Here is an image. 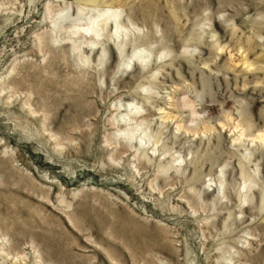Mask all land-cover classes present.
Wrapping results in <instances>:
<instances>
[{
  "label": "rangeland",
  "instance_id": "rangeland-1",
  "mask_svg": "<svg viewBox=\"0 0 264 264\" xmlns=\"http://www.w3.org/2000/svg\"><path fill=\"white\" fill-rule=\"evenodd\" d=\"M0 264H264V0H0Z\"/></svg>",
  "mask_w": 264,
  "mask_h": 264
},
{
  "label": "bare ground",
  "instance_id": "bare-ground-1",
  "mask_svg": "<svg viewBox=\"0 0 264 264\" xmlns=\"http://www.w3.org/2000/svg\"><path fill=\"white\" fill-rule=\"evenodd\" d=\"M105 14H106V13H105ZM110 14H111V13H110ZM96 22H97V21H96ZM91 23H92V21H91ZM93 23H94V22H93ZM91 25H92V24H91ZM91 25H90V26H91ZM90 26H87V27H90ZM92 26H94V25H92ZM92 26H91V27H92ZM83 30H84V29H83ZM84 31H85V32H88V31H91V29L86 28Z\"/></svg>",
  "mask_w": 264,
  "mask_h": 264
}]
</instances>
